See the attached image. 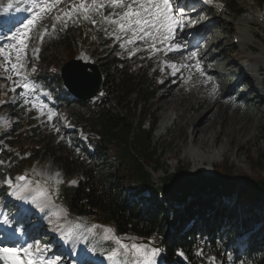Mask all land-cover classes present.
Wrapping results in <instances>:
<instances>
[{
    "label": "rangeland",
    "instance_id": "obj_1",
    "mask_svg": "<svg viewBox=\"0 0 264 264\" xmlns=\"http://www.w3.org/2000/svg\"><path fill=\"white\" fill-rule=\"evenodd\" d=\"M236 1L237 7L244 10L241 15H238V13L233 12L229 8L220 7L219 4L215 3L218 10L214 12L211 8L203 9L197 16V22L188 23L190 21L188 15L184 18L186 21L184 29H190L184 33H180V35L183 36L180 45L185 48L182 52L185 55L189 54L192 56V53H196L195 58H192L191 61L186 59L185 63L181 64L172 59V54L159 59V54L154 53V51L156 50V44L161 41V35L158 34L156 28H153L154 31L152 29L149 31L151 33H156L155 40L135 47L132 52L130 51L127 62L124 63V66L127 67L139 59L143 62H141V67L134 70V73L144 71L146 64H150L152 67H155L160 74L161 81L153 85L154 104L152 107V114L156 118L157 123H155V130L151 137L150 149L154 152V161L145 166L152 179L158 184L161 182V178L164 175L173 172L178 167H184L189 169L192 173H200L210 177L213 174L215 166L221 165L224 159L227 160L228 165L232 166L233 173L236 174L237 177H240V175L254 177L258 174L257 170L253 171L250 168L252 164L250 157L256 160L259 153L264 149L262 143V137L264 138V105L258 111L256 109L259 102L257 96L260 95L264 98V61L259 62L258 67L255 65L256 61L264 55V25L259 23V20L254 17L255 15L253 16L251 13L255 11L261 13L262 16L260 19L263 20L264 2L262 0ZM9 2L13 4V8L9 12L0 11V24L8 25V27L6 26L7 30L5 33L7 36L5 40H7L8 47L11 45L16 46L10 47V50L17 54V49L19 48L18 41L21 38L18 37L17 40H12L10 37L11 34L21 26L22 22L31 19V13L28 11L31 7V0H11ZM101 2L104 6L108 4L107 0H101ZM8 3L0 6V9L6 8ZM61 4L62 3L57 5L47 14H41L43 15V19L41 20L38 18L37 22L32 27L31 33H29L28 30L30 38L25 40L26 47L23 52L25 54L24 56L21 54L20 60L16 59L17 72L19 73V75H17L18 82H24L21 76V69L25 68L28 70L27 59L33 58L37 60L43 57L50 59L54 56L57 58L60 57L63 60H68L67 58L70 53H73L74 56H80L79 54L81 52H88L91 58L94 59V63L98 65L104 61V58L112 47V45L105 44L107 37L115 39L114 48L126 49L138 37L144 36L143 33L137 32L134 34L131 31L121 34V32L115 30L116 25L105 24L107 21L101 22L102 16L100 13H103V8L95 15L93 14L94 16L92 15V19L94 20L101 18L96 25H93L90 20H84L82 17L77 18V15L74 14L68 19L67 26L65 27L64 15L60 20H56L55 18L56 9L60 8L62 6ZM16 6L20 9L19 11H17ZM114 9L118 8L110 6V11L106 16H112ZM117 13H121V10ZM112 18L118 19V16ZM244 19L247 21L249 19L251 23L250 26L245 25L244 27V29H246V34L249 37L251 35L252 39L250 44L248 43L246 45L237 42V38L234 37L236 23ZM208 23L212 25L208 32H213L215 35L214 39H219L220 42L216 45L217 48L206 53L202 57L198 52L201 38L197 35L195 36L193 32L195 26L192 25H197L199 27L205 26ZM54 24L55 30H53ZM45 29L47 31H45ZM36 34L40 35L39 39ZM116 35H119L121 39L117 40L115 38ZM50 43L53 45L46 47ZM212 43L213 41L210 39L204 42L206 50L211 46H215L212 45ZM121 44H123V47H121ZM140 49H145L144 53L135 55ZM223 49V56H219V54L223 52ZM157 50L162 53L168 51L167 44L164 43L160 45ZM82 56L84 57V55ZM217 57L218 63L216 65L213 59ZM197 64H199V71L197 70ZM172 65H175V69H173ZM45 67V63H42L41 68L45 69ZM210 73H213L211 76L214 80L206 82ZM249 77L251 78L250 81L247 80ZM30 78L31 76L29 75L27 81H29ZM219 80H222V82L219 83ZM199 82L202 84L205 82L203 87H201ZM244 82L247 83L244 84ZM217 85L219 88L216 87ZM191 91H193L194 94H191ZM169 92L174 93L172 97L173 102H178L179 98H182V107L178 110H171V115L175 116L177 113L183 112L184 115L187 116H197L194 122H196L198 118L204 121L209 120L207 123L203 121L204 125H209L210 122L214 120L217 127L223 119L227 118L229 122L226 121L225 124L231 122L232 125L230 124V128L240 124L244 128V132H249L251 136L246 139L240 138L239 141H232L228 145L224 155L218 156L212 164L208 162L202 165L198 164L193 159L190 152L183 157L181 154L177 157H175V155H170L174 146H171L172 144L169 145L168 142L171 140L177 142L176 148L178 147L177 149H181L186 143L189 144L190 135L187 127H181L179 124H171L168 126L165 133L160 136L157 135L162 120V115L159 113L160 110L157 109V104L160 99L159 96L160 94L164 95ZM198 103L203 104L200 105L196 112L190 111V105ZM48 113L49 112H47V114ZM209 115H211L210 119L208 118ZM0 116L2 117H0V125L3 123L5 130L11 129V123L7 120H13L12 112L8 109H4ZM176 120L178 119L176 118ZM145 126L147 127L148 124L146 123ZM2 133L3 129L0 130V134ZM4 145L8 148L5 142ZM19 145L21 146L23 144L20 143ZM68 148L72 149L69 144ZM189 148L193 150L197 149V147L192 144H189ZM10 150L14 153L16 159H19L21 155H27L26 150L23 149L19 151V149L11 147ZM74 154H77L76 150ZM136 155L143 159L140 152L136 151ZM110 159L107 160L108 165H112L109 163ZM32 162V165L24 167L21 170V172L28 174V181L23 185H15L9 188L5 205L6 207L7 205L10 206H8V208L5 207L6 211H4V214L5 217L9 218V224L12 229L13 227L20 228L23 223L28 226L24 231L26 235L29 237H36L38 240V243L32 244L34 247L31 251L38 254L40 256L39 258L43 259L45 264H47V260H54L55 264H63L65 262V264H75L76 259L84 260V264H140V262L145 259L143 256L136 255L135 252H125L121 250L120 244L115 248L118 250L119 254L115 258L110 259L109 254L112 249L108 250L105 242L112 236V229L108 226H104L99 230L97 226L87 218H71L66 208L60 205L54 197L51 198L50 195L51 202L46 203L45 207L35 205L37 204V198L39 196L45 197V195H39L40 192L45 191L47 194L49 191L53 196L56 187L61 181L58 184H54L48 181L44 176L46 166H50V163V167L54 166L50 157L46 156L41 160L35 159ZM56 169H58V167H56ZM105 171H107V168ZM76 175L77 172L66 177L69 184H73L71 182L74 181L73 177ZM127 179H130V177ZM135 184L136 181L130 180L127 182L125 191L130 193L139 191V189L143 188ZM22 187L25 189L32 188L33 191L30 195H27L26 191H24L18 198L17 192ZM37 188L41 191L34 192ZM139 194L147 197L148 192L143 189ZM200 194L201 193H199V195ZM235 199L234 193L228 197L216 196L214 197L213 203L227 212L236 210L235 215L237 219L235 223H233L234 225L239 224V218L243 214H248L251 218L248 232L246 231L245 234L236 238V245L245 247L248 245V241L251 237H257L260 242H264V236H261L264 232V202L258 201L250 204L245 201L238 205ZM42 200L46 201L44 198ZM164 202L165 200L161 198L160 203L163 204ZM145 203L144 200L140 202L141 209L147 206ZM5 205L0 206V211H2ZM249 211H251V213H249ZM166 218L167 222H170V218L168 216H166ZM69 222H74L76 230H79L75 235H72V232L76 230L70 227L63 230L64 225ZM79 223H85V229L80 230L78 228ZM60 238H65L64 243L69 244V248L72 250L69 255L77 257L76 259H70V257H68L69 255L63 250H60V253H58L57 250L59 249L57 245L59 244L57 241H59ZM117 240L122 244L128 245L129 249L133 242H139V240L133 238H117ZM36 245H38L42 251L36 252ZM25 247H27V245H24V248ZM80 250L81 254H77ZM145 250L149 253L152 251L150 249ZM155 250L156 255L152 256L151 259L153 264H160L159 250L157 248H155ZM53 254L58 255L51 257ZM46 256H50L51 258L46 259Z\"/></svg>",
    "mask_w": 264,
    "mask_h": 264
},
{
    "label": "trees",
    "instance_id": "obj_2",
    "mask_svg": "<svg viewBox=\"0 0 264 264\" xmlns=\"http://www.w3.org/2000/svg\"><path fill=\"white\" fill-rule=\"evenodd\" d=\"M221 1L233 12L242 14L236 0ZM0 49H3L0 53V110L9 107L16 119L9 132L12 139L8 142L21 149L24 147L31 160L50 156L64 177L79 172L76 185H69L65 180L57 187L56 197L72 217H86L97 227L112 229L113 234L106 241L108 250L119 246L117 238H133L139 242L132 244L144 249L153 250L159 244L161 264H264V242L257 237H251L249 245L241 250L235 245L236 238L248 232L249 215L243 214L239 224L234 225L236 210L227 212L213 203L214 197H228L233 193L238 205L245 201L264 202V149L256 160L250 157L251 170L258 171L254 177H237L224 159L221 165L215 166L210 177L178 167L156 183L145 166L154 161L150 148L157 123L152 114L157 73L151 77L148 67L143 72L133 73L132 66H124L127 52L116 49L108 52L99 64L103 79L95 97L88 101L54 97L56 108L65 110L98 135L92 138L94 149L89 154L93 163L78 162L71 151L62 153L67 150L64 136L56 140L53 124L40 131L25 129V107L31 105L37 91L28 88L22 92L21 87L16 86L11 65L13 55L5 51L4 43H0ZM61 63L62 59L57 57L47 60V70L56 86L60 84L56 70ZM41 84L44 86L45 82ZM9 86L14 88L13 94ZM262 143L264 146L263 137ZM109 159L112 165H108ZM0 160L10 164L9 167L0 164L3 188L0 187V201L3 202L6 197L2 184L4 174L18 172L32 161L25 157L14 160L2 145ZM130 180L143 188L127 193L125 186ZM143 189L147 190V197L139 194ZM161 198L165 200L163 204ZM142 200L147 204L143 209L140 208Z\"/></svg>",
    "mask_w": 264,
    "mask_h": 264
},
{
    "label": "bare ground",
    "instance_id": "obj_3",
    "mask_svg": "<svg viewBox=\"0 0 264 264\" xmlns=\"http://www.w3.org/2000/svg\"><path fill=\"white\" fill-rule=\"evenodd\" d=\"M180 1L181 0H170L171 8L173 9L175 7V5H178V3H180ZM87 2L91 3V0H87ZM79 3H80V0H70V2H68L66 0H62V6L58 9H56L55 18L56 17L61 18L64 15V13L71 11L73 7L78 8ZM194 6H195L194 9H192L189 13H188V11H183L179 15L175 16L176 19L181 21V26L180 27L176 26L175 31L171 32V39H166L169 36V32H168V29L164 26V23L161 22V24L159 25L160 31H158V32H160V35H161V43L167 44L168 50L173 55L172 59L174 61L181 63V64H184L186 59L191 61L192 56L189 54L185 55L184 53H182L185 48L182 45H180V42H181L182 37H183L180 35V33H184L190 28L184 29L186 21L180 15L181 14H187L189 16L188 19L190 20L188 23L197 22V16L200 14V12L203 9H205V7H202L201 5H199V6L194 5ZM107 8H109L108 4H106L103 7V15H105ZM211 9H213L214 12H216L218 10V7L216 5L212 4ZM123 10L125 11L126 9H123ZM204 11H206V10H204ZM252 12H253V9H252ZM208 13H210V12H208ZM251 14L253 16L255 15L254 17H256L259 20V23L264 25V19L261 20L259 18L262 16L261 13L255 11L254 13H251ZM250 24L251 23H250L249 19H248V21L246 19H244V20H241L240 22L236 23V32L234 33L235 34L234 37H236L238 39L239 43H243V45L244 44L246 45L248 43L250 44V42L252 40L251 35L249 37L246 34V29H244L245 25L250 26ZM192 26H195L194 30H193L195 36L197 35L201 38V44L198 46L199 47L198 52L200 55H202V57L206 53L211 52V51H213V49L217 48L216 45L220 42V40L214 39L215 35L213 32H208L209 28L212 26L210 23L205 25L206 27L205 26H199L198 27L197 25H192ZM208 39L212 40L213 41L212 45H215V46H211L210 48H208L206 50V48L204 47L205 46L204 42ZM80 40H83V39H80ZM194 44H195V42H194ZM171 46H175V48H172ZM205 50H206V52H205ZM222 51L223 52L221 54H219V56H223L224 49ZM79 55L80 56H77V58L80 59L84 63H94L95 62L94 59L91 58L90 53H88V52H85V53L81 52ZM82 55H84V57ZM213 60L215 61V64L217 65L218 57L214 58ZM261 61H264V55L259 60L256 61V63H255L256 67H258L259 62H261ZM212 74L210 73V76L207 77L206 82H210V81L214 80L211 76ZM216 79H218V78H216ZM223 80H225V79H223ZM247 80L250 81L251 78L249 77V78H247ZM201 82H199V83L201 84V87H203V84L205 82H203V84ZM218 82L221 83L222 80H219ZM216 87H218V85ZM191 94H194L193 91H191ZM173 95H174L173 92H171V93L169 92V93L164 94V95L160 94V96H159L160 99H159V102L157 104V109L160 110L159 113L162 115V120L160 123V129L158 130L157 135L160 136L163 133H165L167 131L168 126L171 124H174V125L179 124L181 127L186 126L188 129L189 135H190V140L188 141V143L195 145L197 147V149H195V150L190 149L189 144H187V143L181 149H177L178 148V147L176 148L177 142L171 140L168 143H169V145L172 144L171 146H174V148L172 149L170 155H175V157H177L179 154H181V156L183 157V156H186L190 152L193 156V159L198 164L202 165V164H205L206 162L212 164L218 156L224 155V153L227 151L228 145L232 141H234V140L239 141L240 138L246 139L247 137L251 136L249 132H244V128L240 124L230 128V124L232 125L231 122L225 124L226 121L229 122V120L227 118L223 119L221 121V123H219V126L217 127L214 120L211 121L209 125H204L203 124L204 120L201 118H198V120L196 122H194L195 118L197 116L196 117L187 116V115H184L183 112L177 113L175 116L171 115V113H170L171 110H175V109L178 110L182 107V101H181L182 98L180 97L178 102H173V100H172ZM257 98L259 99L258 105L256 106V109L258 111L264 105V98L261 97L260 95H258ZM213 100H215V99H213ZM201 104H203V103H201ZM201 104H199V103L195 104V105L191 104L189 107L190 111L196 112L197 109H199ZM210 116L211 115L208 116L209 119L211 118ZM176 118L178 120H176ZM181 121H183V122H181ZM208 121L209 120L204 121V122L207 123ZM50 166H51V163H50ZM50 166L49 165L46 166V169H45L46 172L44 173V176L47 178L48 181H50L54 184H58L61 181V176L60 175L57 176L58 171L54 167H50ZM35 191L37 192V191H41V190L37 188L36 190H34V192ZM39 195H45V197L39 196L37 198V204H35V205H39L40 207L41 206L45 207L46 203L51 202L49 195H47L45 191L40 192ZM43 198L46 199V201H43L42 200ZM68 227H70L73 230H76L74 222L66 223L63 227V230H65ZM85 227H86L85 223H79L78 224V228L80 230L85 229ZM78 231H79L78 229L76 231H73L72 235H75ZM140 264H147V263L142 261V262H140Z\"/></svg>",
    "mask_w": 264,
    "mask_h": 264
},
{
    "label": "snow or ice",
    "instance_id": "obj_4",
    "mask_svg": "<svg viewBox=\"0 0 264 264\" xmlns=\"http://www.w3.org/2000/svg\"><path fill=\"white\" fill-rule=\"evenodd\" d=\"M62 3V0H31V7L28 11L31 13V19H27L26 22H22L21 26L17 28L15 32L11 34L12 40L19 39V48L17 49V60H20L21 54L24 52L26 47L25 40L29 39L28 30L31 29L34 24L37 22L38 18L43 19V15L51 12L53 8ZM109 6L114 8H122L126 9L123 13H115L118 16V19H113L111 15L104 16L103 13H100L102 16L101 22L107 21L110 24L116 25V31L119 32H127L131 31L134 34L137 32L143 33L144 35H151L150 29L158 28L161 22L164 23V26L168 29L169 36L166 39H171V32L173 31V25L180 27L181 21L174 17L173 9L170 5V0H107ZM104 7V4L101 0H91V3H88L87 0H80L79 7H73L71 11L64 13V26H67V21L74 14L77 15V18H83L84 20H90L93 25L97 23L96 20L92 19V15L98 13L101 8ZM13 8V4L9 2L6 8L0 9L3 12H9ZM20 9L17 8V11ZM57 20H60V17H56ZM194 23V22H193ZM53 30H55V24L53 25ZM45 31H47L45 29ZM43 36V33H42ZM117 40H120L121 37L116 35ZM143 38V37H141ZM155 38V37H153ZM131 42V41H129ZM10 47H16L15 45H11ZM123 47V44H121ZM175 48V46H171ZM3 52V49H0V53ZM196 53H192L191 58H195ZM22 66V65H21ZM173 69H175V65H172ZM12 69L15 71L17 69V64H12ZM197 70L199 71V64H197ZM17 75L19 73L17 72ZM17 83L18 86L23 87L24 89L29 88V84L27 79L24 78V82H14ZM23 95V94H21ZM42 107V106H41ZM49 119H51V115H49ZM59 174L57 173V176ZM21 180L25 179V177H20ZM71 183L75 184L76 181H72ZM26 191L25 188H20L17 192L18 198L21 193ZM2 224H9V218L5 217L3 220H0ZM117 243L120 244V249L128 252H135L138 256H143L146 259L147 264H153L151 259L152 256L156 255V250L153 249L151 253L147 252L142 246L132 244L129 249L128 245L122 244L119 241ZM33 245L29 244L27 247L21 248H9V247H0V258L5 261H9L10 264H36V261L33 259L34 253L31 251L33 249ZM36 252L42 251L38 245L35 247ZM24 253V258H20V253ZM119 254L117 249H113L109 254V258L113 259ZM40 264H45L44 260H40ZM47 264H55L54 260H49Z\"/></svg>",
    "mask_w": 264,
    "mask_h": 264
},
{
    "label": "water",
    "instance_id": "obj_5",
    "mask_svg": "<svg viewBox=\"0 0 264 264\" xmlns=\"http://www.w3.org/2000/svg\"><path fill=\"white\" fill-rule=\"evenodd\" d=\"M60 76L72 96L81 101L91 99L102 82L98 66L79 59L65 62L60 69Z\"/></svg>",
    "mask_w": 264,
    "mask_h": 264
}]
</instances>
